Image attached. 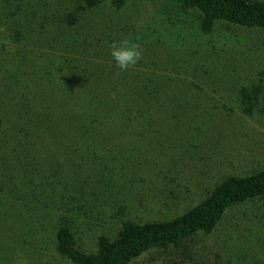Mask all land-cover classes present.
<instances>
[{
    "label": "rangeland",
    "instance_id": "rangeland-1",
    "mask_svg": "<svg viewBox=\"0 0 264 264\" xmlns=\"http://www.w3.org/2000/svg\"><path fill=\"white\" fill-rule=\"evenodd\" d=\"M83 5L80 0H0V59L11 58L22 46L29 56L40 48L53 59L73 58L93 72L99 67L104 75L165 77L172 83L166 91H153L156 99L143 107L151 121L139 126L137 135L107 144L118 160L106 155L82 165L78 185L87 179L83 186L90 194L87 201L73 198L88 212L74 216V230L76 245L91 252L99 235L115 237L125 221L171 219L199 203L221 179L264 168V31L219 22L205 33L199 11L174 0H127L121 8L113 0ZM70 12L79 13L78 25L67 26L64 15ZM16 32L22 40L14 38ZM124 38L138 42L142 52L128 71H121L110 55L112 43ZM254 86L259 97L248 114L240 91ZM74 169L65 170L71 172L69 180ZM35 211L24 209V229L7 226L0 264H74L47 238L53 229L50 217L43 228ZM230 218L218 232L219 239L226 233L218 247L236 246L239 239L248 252L244 239L248 246L256 239L252 248L264 255V198L247 202ZM3 221L9 220L1 217L0 227ZM183 252L152 249L131 264H173L184 259Z\"/></svg>",
    "mask_w": 264,
    "mask_h": 264
},
{
    "label": "trees",
    "instance_id": "trees-1",
    "mask_svg": "<svg viewBox=\"0 0 264 264\" xmlns=\"http://www.w3.org/2000/svg\"><path fill=\"white\" fill-rule=\"evenodd\" d=\"M80 1L84 9L100 2ZM174 1L199 11V25L205 33L212 32L219 22L264 31V0ZM126 2L113 0L118 8ZM64 16L67 26L78 25L79 13ZM14 38L22 40L18 32ZM28 52L29 48L22 46L11 58L0 59V218L11 221H3L0 227V244L9 240L7 226L22 230L28 225L24 209L34 207L36 216L43 219L39 226L44 228L50 217L53 229L47 238L51 236L55 249L74 264H131L152 249L184 251V259L173 264H264L257 256L262 253L252 248L258 244L256 239L249 241L251 246L244 239L248 252L241 249L239 239L236 246L217 245L226 237L225 233L219 239L218 232L224 230L231 213L264 198V168L221 179L199 203L178 216L125 221L115 237L98 236L96 251L80 249L74 216L85 207L74 198L78 195L87 201L90 194L83 186L87 179L78 185L86 168L82 165L109 157L112 152L107 144L118 136L138 134L139 126L151 121L143 107L156 99L153 91H166L172 83L165 77L114 76V71L109 77L99 67L93 72L73 58L53 59L40 48L32 56ZM240 92L244 111L253 113L259 97L257 87L251 91L243 87ZM74 165L69 180L71 172L65 170ZM7 214L20 219L12 220Z\"/></svg>",
    "mask_w": 264,
    "mask_h": 264
},
{
    "label": "clouds",
    "instance_id": "clouds-1",
    "mask_svg": "<svg viewBox=\"0 0 264 264\" xmlns=\"http://www.w3.org/2000/svg\"><path fill=\"white\" fill-rule=\"evenodd\" d=\"M110 55L121 71H128L142 59L139 43L130 38L114 41L110 47Z\"/></svg>",
    "mask_w": 264,
    "mask_h": 264
}]
</instances>
